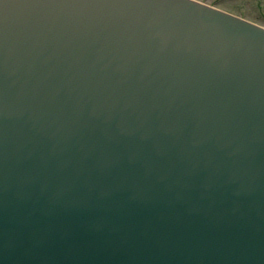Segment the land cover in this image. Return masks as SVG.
I'll list each match as a JSON object with an SVG mask.
<instances>
[{"label": "water", "instance_id": "water-1", "mask_svg": "<svg viewBox=\"0 0 264 264\" xmlns=\"http://www.w3.org/2000/svg\"><path fill=\"white\" fill-rule=\"evenodd\" d=\"M0 264H264V28L0 0Z\"/></svg>", "mask_w": 264, "mask_h": 264}, {"label": "rangeland", "instance_id": "rangeland-1", "mask_svg": "<svg viewBox=\"0 0 264 264\" xmlns=\"http://www.w3.org/2000/svg\"><path fill=\"white\" fill-rule=\"evenodd\" d=\"M264 26V0H197Z\"/></svg>", "mask_w": 264, "mask_h": 264}]
</instances>
